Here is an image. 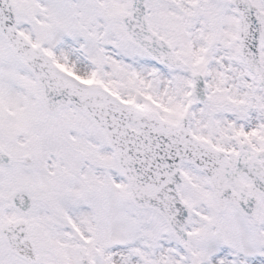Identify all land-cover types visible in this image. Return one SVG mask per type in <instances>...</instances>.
I'll list each match as a JSON object with an SVG mask.
<instances>
[{
    "label": "rangeland",
    "instance_id": "rangeland-1",
    "mask_svg": "<svg viewBox=\"0 0 264 264\" xmlns=\"http://www.w3.org/2000/svg\"><path fill=\"white\" fill-rule=\"evenodd\" d=\"M14 1L24 38L79 81L170 123L190 109L193 135L226 152L237 153L242 142L264 150V97L237 55L236 16L227 0L144 2L149 28L182 60L176 69L127 41L118 16L128 12L129 0ZM260 53L264 66V44ZM194 71L206 83L203 104L189 95ZM0 140L14 157L0 182V224L21 218L8 196L25 189L33 207L23 219L36 264H81L79 253L89 264H264L263 198L256 224L232 205L217 213L204 176L182 165L180 194L190 208L184 251L158 213L129 202L110 149L83 116L72 107L55 117L41 110L32 76L1 38ZM24 155L31 165L21 164ZM0 264L25 263L0 239Z\"/></svg>",
    "mask_w": 264,
    "mask_h": 264
},
{
    "label": "water",
    "instance_id": "water-1",
    "mask_svg": "<svg viewBox=\"0 0 264 264\" xmlns=\"http://www.w3.org/2000/svg\"><path fill=\"white\" fill-rule=\"evenodd\" d=\"M143 1L131 0L130 14L119 16L126 38L161 65L178 67L180 61L171 59L168 45L148 29ZM260 1L264 5V0ZM229 3L237 16L238 55L264 95V67L260 56L264 13L249 0H229ZM17 18L15 3L0 0V34L10 51L33 74L43 108L55 115L60 108L73 106L88 117L112 149L132 202L139 208L156 210L184 249L188 250L190 240L185 231L189 210L178 193V188L185 186L180 171L183 162L205 174L219 211L230 202L245 216L256 219V195H264V153L243 144L236 157L227 156L192 136L189 112L173 125L152 111H142L119 101L100 86L75 80L59 70L39 46H32L24 39L16 29ZM192 79V94L198 102H204L202 77L193 74ZM22 162L31 164L28 157ZM11 163L12 159L0 150V171ZM241 176L247 177L250 184L244 185ZM9 201L21 214L31 210L32 201L23 189L14 191ZM1 232L12 254L28 263L37 261L25 221L6 222ZM81 261L87 264L86 260Z\"/></svg>",
    "mask_w": 264,
    "mask_h": 264
},
{
    "label": "bare ground",
    "instance_id": "bare-ground-1",
    "mask_svg": "<svg viewBox=\"0 0 264 264\" xmlns=\"http://www.w3.org/2000/svg\"><path fill=\"white\" fill-rule=\"evenodd\" d=\"M115 250H113L112 252L109 253V256L112 258V263H114L115 259H116V256H114V252Z\"/></svg>",
    "mask_w": 264,
    "mask_h": 264
}]
</instances>
